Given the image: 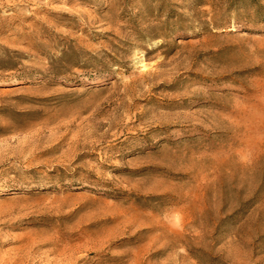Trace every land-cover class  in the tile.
<instances>
[{"label": "rangeland", "instance_id": "374dc122", "mask_svg": "<svg viewBox=\"0 0 264 264\" xmlns=\"http://www.w3.org/2000/svg\"><path fill=\"white\" fill-rule=\"evenodd\" d=\"M148 229L264 264V0H0V264Z\"/></svg>", "mask_w": 264, "mask_h": 264}, {"label": "bare ground", "instance_id": "6f19581e", "mask_svg": "<svg viewBox=\"0 0 264 264\" xmlns=\"http://www.w3.org/2000/svg\"><path fill=\"white\" fill-rule=\"evenodd\" d=\"M165 87L170 86L167 85ZM165 239L171 243L164 244L163 240ZM176 239H178L177 236L168 231L153 235L150 229L145 231L144 234L135 236L134 241L129 237L127 241L140 244L137 246L134 253H126L124 257H119L118 259L120 261L118 264H180L183 261V255L178 249L177 242L175 241ZM97 243L100 242L97 241ZM156 245H158V247H155ZM70 246H63L60 243L54 242L51 248L41 253L44 260L40 264H69V261H78L85 258V255L81 254L82 251L89 253L91 248L100 247L91 239L90 241H85L82 245L76 244L74 246L73 244ZM37 261V254L28 253V255H26L22 252H18L9 260V263L35 264Z\"/></svg>", "mask_w": 264, "mask_h": 264}]
</instances>
